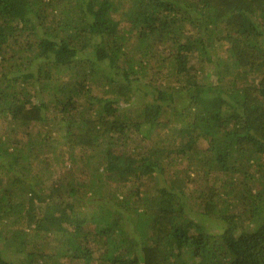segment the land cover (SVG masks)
I'll return each instance as SVG.
<instances>
[{
  "label": "trees",
  "instance_id": "1",
  "mask_svg": "<svg viewBox=\"0 0 264 264\" xmlns=\"http://www.w3.org/2000/svg\"><path fill=\"white\" fill-rule=\"evenodd\" d=\"M0 264H264V0H0Z\"/></svg>",
  "mask_w": 264,
  "mask_h": 264
},
{
  "label": "rangeland",
  "instance_id": "2",
  "mask_svg": "<svg viewBox=\"0 0 264 264\" xmlns=\"http://www.w3.org/2000/svg\"><path fill=\"white\" fill-rule=\"evenodd\" d=\"M138 102H140V100H138ZM142 102V101H141ZM204 145V144H203ZM178 156H180L179 154H177V157ZM173 163H175V161H172ZM175 165H177V164H175ZM54 170H56V169H54V167H53V169H52V172H51V175H52V173H53V175H55V171ZM36 198L37 197H32V202L31 201H29L28 199H26L27 200V202H31V204L36 200ZM77 205H79L81 208H83V205H82V202H80L79 204H77ZM79 206H77V207H79ZM207 225H208V228L209 229H212L213 227H214V225L212 224V223H207Z\"/></svg>",
  "mask_w": 264,
  "mask_h": 264
}]
</instances>
